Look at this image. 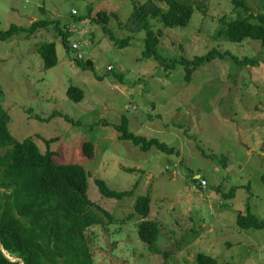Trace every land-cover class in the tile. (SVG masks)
Instances as JSON below:
<instances>
[{"label":"rangeland","instance_id":"obj_1","mask_svg":"<svg viewBox=\"0 0 264 264\" xmlns=\"http://www.w3.org/2000/svg\"><path fill=\"white\" fill-rule=\"evenodd\" d=\"M181 1L194 5V15L188 26L171 29L153 17L168 8L167 0H0L1 32L48 19L69 30L70 46L82 44L78 64L55 26L0 41V83L14 138L34 137L42 152L57 153V162L83 165L90 173L89 198L114 216L111 225L87 231L96 264H197L199 254L218 264H264V230L237 224L239 212L264 220V48L256 40L236 44L218 35L243 14L233 0ZM244 1L253 14H264V0ZM136 3L153 7L149 22L163 65L143 58L146 33L129 23ZM100 11L111 16L107 26L117 39L131 37L128 46H116L104 26L93 23ZM50 42L59 62L45 70L38 49ZM212 49L258 64L216 59L186 82L181 61ZM73 86L83 90L81 102L68 96ZM55 112L62 116L48 121ZM125 117L129 131L178 153L144 152L120 140L115 126ZM87 142L95 145L93 159L84 155ZM97 180L115 191L138 187L118 201L104 197ZM234 187L235 196L226 197ZM145 195L152 198L149 219L160 224L162 254L152 253L138 235L143 218L134 206Z\"/></svg>","mask_w":264,"mask_h":264},{"label":"trees","instance_id":"obj_2","mask_svg":"<svg viewBox=\"0 0 264 264\" xmlns=\"http://www.w3.org/2000/svg\"><path fill=\"white\" fill-rule=\"evenodd\" d=\"M233 2L238 9L243 10V14L234 21L225 23L218 35L236 44L244 43L248 39L256 40L264 48V14H253L244 0ZM167 5L166 10L159 9L153 13L154 18L159 17L164 28H184L189 25L195 12L194 5L181 0H167ZM152 11L151 4L136 3L129 23L146 33L143 58L154 59L159 65H163L164 58L158 47L160 42L149 22ZM90 17L80 16L77 20L83 22ZM92 21L104 26V31L116 46L123 48L130 44L131 37L119 40L113 35L107 26L111 16L106 12H98ZM50 26L56 27L65 48L71 50L69 30L65 31L66 28H62L58 21L48 19L35 21L29 27L13 25L8 31H0V41H9L21 33L33 36ZM38 52L44 60L45 70L57 66L59 58L55 42L43 44ZM225 58L234 59L240 67L258 64L255 58L240 59L230 52L212 49L193 61H181L187 65L186 82H191L194 71L202 65ZM77 62L81 63L78 59ZM4 96L0 83V264H21L11 261L4 251L11 258L19 259L25 264H96L87 231L95 226L111 225L116 221L114 216L89 198L90 173L83 165L57 162V153L51 149L42 152L34 137L22 142L14 138L9 129L10 115L2 103ZM68 96L75 102H81L84 92L73 86L69 89ZM58 116L62 114L55 112L47 120L51 121ZM66 119L70 123L74 122L68 117ZM115 128L120 140L131 142L141 151L149 152L156 148L168 155L178 153L175 147H170L157 138L148 139L129 131L126 117ZM83 151L86 158H95L94 143H85ZM202 182L204 179L200 178V186ZM96 183L104 197L118 201L133 197L138 187L136 184L133 190L115 191L103 180H97ZM237 189L238 187L232 188L226 197L233 198ZM134 210L143 218L139 224V238L152 253L162 254L157 246L160 224L149 219L152 213L150 195L139 196ZM237 224L242 229L264 230V220L251 211L239 212ZM196 263L218 264V261L208 255L199 254Z\"/></svg>","mask_w":264,"mask_h":264},{"label":"built area","instance_id":"obj_3","mask_svg":"<svg viewBox=\"0 0 264 264\" xmlns=\"http://www.w3.org/2000/svg\"><path fill=\"white\" fill-rule=\"evenodd\" d=\"M74 14H76V11L74 12ZM72 50L75 54V56L77 57L78 60H83L84 59V55L82 54L81 52V47H82V44L81 43H77V42H73L72 45ZM205 184V182H203Z\"/></svg>","mask_w":264,"mask_h":264},{"label":"water","instance_id":"obj_4","mask_svg":"<svg viewBox=\"0 0 264 264\" xmlns=\"http://www.w3.org/2000/svg\"><path fill=\"white\" fill-rule=\"evenodd\" d=\"M87 65H88V67H92V66H93V62H92V61H88V62H87ZM4 254H5V255H6L11 261H13V262H20L21 264H25L24 262H22V261L19 260V259H13V258H11L10 256H8L6 251H4Z\"/></svg>","mask_w":264,"mask_h":264}]
</instances>
